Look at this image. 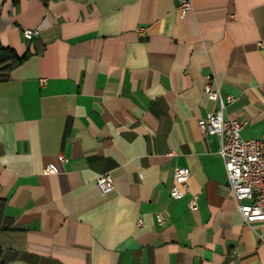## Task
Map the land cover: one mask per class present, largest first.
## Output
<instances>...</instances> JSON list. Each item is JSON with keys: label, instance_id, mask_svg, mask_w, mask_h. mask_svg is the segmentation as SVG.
Segmentation results:
<instances>
[{"label": "crops", "instance_id": "obj_1", "mask_svg": "<svg viewBox=\"0 0 264 264\" xmlns=\"http://www.w3.org/2000/svg\"><path fill=\"white\" fill-rule=\"evenodd\" d=\"M189 1L0 0V47L24 58L0 75V264H264V222L199 128L211 78L264 142V0Z\"/></svg>", "mask_w": 264, "mask_h": 264}, {"label": "built area", "instance_id": "obj_2", "mask_svg": "<svg viewBox=\"0 0 264 264\" xmlns=\"http://www.w3.org/2000/svg\"><path fill=\"white\" fill-rule=\"evenodd\" d=\"M189 8V0H180L178 6L180 13L185 14ZM144 32V28L138 29L140 35ZM38 34L37 29L23 30V35L27 39H33ZM205 92L210 101L218 103V108L207 113L206 117L199 121V128L204 134L219 138V154L224 162L229 189L245 223L253 225L264 222V142L260 139L243 138L241 131L245 123L225 119L226 103L234 102L236 99L231 96L227 98V101L223 99L211 78L207 80ZM59 159L64 160L63 156ZM44 171L45 173L55 172L52 166H47ZM189 179L188 169L177 168L174 172L175 183L170 196L174 199L181 198ZM96 185L103 195L111 193L114 189L113 178L109 174L98 176ZM188 206L191 210H195L196 200L191 199ZM158 221L162 223L161 218Z\"/></svg>", "mask_w": 264, "mask_h": 264}, {"label": "trees", "instance_id": "obj_3", "mask_svg": "<svg viewBox=\"0 0 264 264\" xmlns=\"http://www.w3.org/2000/svg\"><path fill=\"white\" fill-rule=\"evenodd\" d=\"M24 58H20L13 50L0 47V75H5L16 65L20 64ZM3 204L0 201V233H4L5 229L2 228L3 221Z\"/></svg>", "mask_w": 264, "mask_h": 264}]
</instances>
